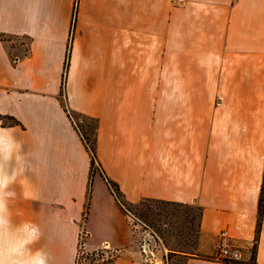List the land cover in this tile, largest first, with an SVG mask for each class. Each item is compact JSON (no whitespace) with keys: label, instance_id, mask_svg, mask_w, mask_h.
Masks as SVG:
<instances>
[{"label":"crops","instance_id":"obj_1","mask_svg":"<svg viewBox=\"0 0 264 264\" xmlns=\"http://www.w3.org/2000/svg\"><path fill=\"white\" fill-rule=\"evenodd\" d=\"M64 105L96 120L97 159L126 203L197 207L181 264H264V0H0V167L18 244L38 236L48 264H76L83 231L109 264H152L99 170L83 217L90 154Z\"/></svg>","mask_w":264,"mask_h":264},{"label":"rangeland","instance_id":"obj_2","mask_svg":"<svg viewBox=\"0 0 264 264\" xmlns=\"http://www.w3.org/2000/svg\"><path fill=\"white\" fill-rule=\"evenodd\" d=\"M15 41L16 43L27 42L22 37L16 38ZM165 96L166 92L160 91V97ZM76 120L81 123L78 116H76ZM31 162L32 164L35 163V156L33 155ZM95 171H98L97 167ZM124 210L126 214L136 216L139 221L152 226L161 237L162 243L157 240L154 245L158 264H181L183 255L179 251H194L198 217V210L195 205L145 199L136 205L127 203ZM81 241L84 239L80 238ZM112 258L110 251L88 250L83 244H78L76 264H109Z\"/></svg>","mask_w":264,"mask_h":264},{"label":"clouds","instance_id":"obj_3","mask_svg":"<svg viewBox=\"0 0 264 264\" xmlns=\"http://www.w3.org/2000/svg\"><path fill=\"white\" fill-rule=\"evenodd\" d=\"M3 131L0 129V133ZM11 155V146H5L3 137L0 136V163L11 159ZM10 182V178L0 167V264H48L46 255L40 249L32 250L30 248V245L39 237L33 236L32 239L26 240L23 245H19L10 222L4 215V189ZM6 195L14 196V193H7ZM31 231L35 232L36 230L33 228Z\"/></svg>","mask_w":264,"mask_h":264},{"label":"trees","instance_id":"obj_4","mask_svg":"<svg viewBox=\"0 0 264 264\" xmlns=\"http://www.w3.org/2000/svg\"><path fill=\"white\" fill-rule=\"evenodd\" d=\"M69 49H70V47L68 44V48H67L66 56H65V60H64V71L62 74V89L64 88L65 75H66V71H67L68 64H69ZM64 109L66 110V113L69 116V118L72 119V123L74 124V127L78 131L84 146L86 147V149L88 150V152L90 154V169H89V175H88L86 202H85V210L83 213V217L84 218L86 217V212H87V209L89 206L92 177L94 175L96 167L102 173L103 178L105 179L106 183L110 187V190L112 191V193H113L114 197L116 198V200L118 201V203L124 208V206L127 203L123 199L122 193H121L118 185L116 184V182H114L110 178H108V176L103 172L102 167H101V165L97 159V156H96V150H95V148H96L95 147L96 146V137H95L96 123H95V121L96 120L92 117H89L86 115H81V116H79V118L82 120L81 123L78 121H74V119L76 118V116L74 115V112L72 110H70L66 105H64ZM5 117L8 118L11 121V123H13V124L19 123L18 120H16V118H14L11 115H6ZM92 121L94 122V124H92V126H91ZM263 192H264V184H263L262 196L260 199L261 205L263 204V194H264Z\"/></svg>","mask_w":264,"mask_h":264},{"label":"built area","instance_id":"obj_5","mask_svg":"<svg viewBox=\"0 0 264 264\" xmlns=\"http://www.w3.org/2000/svg\"><path fill=\"white\" fill-rule=\"evenodd\" d=\"M132 229L136 233V242L138 247L146 260L151 261L152 264H158L157 258L155 256L156 252L154 245L158 242L162 243L161 237L155 232L154 228L148 224H145L138 220L136 216L127 214ZM85 233L80 232L78 244H83V241L80 242V238L84 239ZM99 250L105 252H112V257L114 256L113 250L107 245H103L98 248ZM230 254V243L228 241V235L225 230L219 232V241L217 243V256L219 258L228 257Z\"/></svg>","mask_w":264,"mask_h":264}]
</instances>
